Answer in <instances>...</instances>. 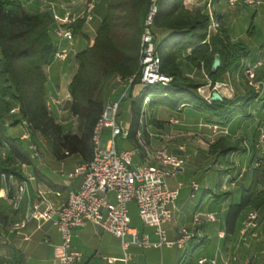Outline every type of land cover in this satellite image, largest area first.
I'll use <instances>...</instances> for the list:
<instances>
[{"label": "crops", "instance_id": "obj_1", "mask_svg": "<svg viewBox=\"0 0 264 264\" xmlns=\"http://www.w3.org/2000/svg\"><path fill=\"white\" fill-rule=\"evenodd\" d=\"M91 1L94 2V0H21L28 13L49 12L53 18L55 15L62 17L67 12L80 14L87 10L88 3ZM218 1L214 0V4ZM95 2L97 10L99 0ZM185 5L193 6L194 2L187 0ZM228 6L232 10L231 17L215 11L220 26L228 30L232 41L245 43L243 44L246 46L247 52L242 58L243 65L257 60L262 61V65L257 68L256 75L257 79L264 83V43L258 41L256 44H251L253 40L250 37L256 31L252 23L246 35L237 33L234 23V15L245 13V9H249L253 13L252 20L260 24L264 17V5L250 7L240 3L236 6L229 4ZM104 9L105 3L101 11L92 10L91 13H87V17L79 19L84 20V23L79 31L74 32L72 41L62 39L57 35L60 22L54 19L51 26L50 34L57 48H68L69 56L65 61H56L50 64L46 83L47 93L50 94L55 90L53 91L55 95H50V97L57 104L67 103L66 112H69L71 102L69 85L78 69L76 53L93 45L96 30L105 14ZM248 13L250 12L248 11ZM98 18L99 20H97ZM158 33L159 39H162L168 34V31L162 30ZM243 39L245 40L241 41ZM190 52L191 49L183 50L181 54H178L177 62L185 77L200 80L202 77L199 70L190 65L186 59ZM225 75H230V73L227 72ZM205 76L208 77L207 74ZM139 86L142 85L135 84L125 89L115 78L111 89L114 88L113 93L117 91V95L111 96L110 91L108 98L118 99L125 92L123 100L129 101L131 111L132 98L142 90L141 87L137 88ZM121 88H124L122 93H120ZM218 91L223 98L230 99L236 95L230 84H228V88L218 89ZM57 93L61 97H58ZM161 108L166 110L165 115L160 116V110L155 108L154 111H157L158 114L155 112L152 114L153 122L140 123L141 134L129 139V148H119L118 138L116 144L119 149H139L136 156L140 160L136 164L156 165L155 160L146 153L150 152L149 147L157 149L165 146L169 151L178 153L185 158L184 170L174 177L168 178L169 186L177 189L179 195L171 205L173 217L165 223L164 227L169 240H176L183 227L189 229L194 237L186 249L176 244L148 247L130 244L125 249L119 237L89 222L76 228L73 232L72 245L83 255L81 264H177L182 258L186 260L187 264H199V258L208 259L204 264H227L232 256H236L237 260L231 264H264V219L260 217L264 206L256 210L258 213L256 226L245 228L244 221L248 216V211H245L233 234L227 235L225 230L227 208L230 203L239 201L242 190L252 181H256L257 189L264 190V166L255 167L254 165L256 160L264 161V142H260L261 128L264 123V94L258 96L250 105L247 115H238L224 126L228 128V134L214 133L212 125L218 123L214 119L209 121L201 111L191 106L183 107L179 111L171 110L166 106H160ZM69 122L73 123L70 130L76 132L77 120L71 112L70 116L60 123L64 126ZM124 126L130 128V123ZM26 130L23 123L8 127V133L14 137H20L26 143L28 150L29 141L23 139ZM185 134H189L190 137H185ZM103 135L110 138V130H105ZM32 137L33 134H31V139ZM220 138H224L228 142H240L241 149L229 154H222L221 148H212ZM182 146L184 150H180ZM39 147L40 158L33 160L32 165L24 164L25 166H22V170L27 172V177H29L27 195L32 201L43 195L48 203L58 205L67 200L70 191L80 187L82 175L69 178L64 173L73 171L76 166L83 163V160L80 154H70L63 159H58L53 151L42 156L41 146ZM4 149L0 147V158ZM28 152L30 153L29 150ZM193 181L200 186L194 193L191 188ZM9 188V182L1 179L0 264H57L53 259L54 247L60 244L62 239L54 224L55 216L47 220L33 219L21 232L11 233V224L27 213L29 199L27 197L21 207L15 210L11 204L12 193H9ZM224 192H229V194L221 195ZM208 214H213L214 219L208 218ZM196 217H198L197 221ZM140 223L141 226L135 225L132 220V225L137 227L142 234H149L152 243L158 242L159 236L155 233L154 228ZM211 260H215V262L212 263Z\"/></svg>", "mask_w": 264, "mask_h": 264}, {"label": "trees", "instance_id": "obj_2", "mask_svg": "<svg viewBox=\"0 0 264 264\" xmlns=\"http://www.w3.org/2000/svg\"><path fill=\"white\" fill-rule=\"evenodd\" d=\"M184 1L157 0L158 11L153 24L156 48L161 56L162 71L174 80L168 86L144 87L132 98L129 139L135 138L140 129L146 97L152 96L150 103L153 106H166L174 111L191 106L221 126L229 124L238 115H247L250 105L258 98V94L248 87L242 95L208 101L197 92V88L206 83L184 76L177 62L181 50L191 49L187 61L193 67L203 69L213 85L233 70L239 71L244 78L242 58L247 52L242 42L231 40L224 27L209 35L210 15L202 10L186 9ZM104 3L105 14L93 45L76 53L78 69L69 85V110L77 120V130L71 132L54 119L46 101V68L53 63L57 49L50 34L54 18L49 12L28 13L21 0H0V147L7 150L6 157L0 158V176L14 174L21 179L22 165L33 164L26 143L8 133L9 126L23 121L30 124L33 136L40 134L50 141L58 159L80 154L83 162L91 160L94 130L115 78L137 75L133 85L140 83L141 36L152 0H104ZM83 23L84 20H78L73 24L75 33ZM162 30H167L168 34L159 39L158 31ZM217 54L221 66L213 71ZM14 107H19L17 113H11ZM212 148H221L222 154H229L240 150L241 145L238 141L220 138ZM263 206L264 190L257 189L256 181H252L242 190L239 201L230 203L227 208L226 234L235 232L243 212L256 211Z\"/></svg>", "mask_w": 264, "mask_h": 264}, {"label": "built area", "instance_id": "obj_3", "mask_svg": "<svg viewBox=\"0 0 264 264\" xmlns=\"http://www.w3.org/2000/svg\"><path fill=\"white\" fill-rule=\"evenodd\" d=\"M230 6L245 4L250 7L264 5V0H227ZM93 1L88 3L87 10L80 14L67 12L60 17L55 15L54 19L60 22L57 35L62 39L72 41L74 39L73 24L83 17H87V11L93 8ZM212 0L208 6L211 7ZM158 11L157 0H152L149 13L144 21L143 32L140 43V83L147 87L150 85L168 86L172 83L173 77L161 69V56L156 48V37L153 31L154 16ZM87 15V16H86ZM210 24L208 26L209 35L220 27V21L210 12ZM69 56L68 48H58L54 52V61H65ZM262 65L261 60L244 66V75L250 88L258 96L264 94V83L257 79L256 71ZM137 75L129 78L116 77V81L130 88ZM218 90L216 86L212 88ZM207 85L197 88L199 95L211 101L212 91ZM125 92L118 99H109L106 102L103 114L99 119L93 134L94 154L93 158L76 166L73 171L64 173L69 178L82 175V183L76 190L69 192L66 201L55 205L47 202L45 196L40 195L37 200H31L28 194L29 177L27 172L22 171V178L14 174H2L0 180L9 182V193L11 194V204L18 210L24 200L28 197L29 205L27 213L19 220L14 221L10 226L11 233H19L33 219L47 220L55 216L54 224L61 234V243L54 247L53 259L57 264H81L83 255L73 248V232L76 228L89 222L100 226L104 230L119 237L125 249L130 244L142 247L178 245L186 249L194 234L183 227L180 229L179 237L176 240H169L164 227L173 217L171 205L179 195L177 189L169 186L168 178L184 170L185 158L178 153H173L167 147H160L153 152H146L156 162L151 166L145 163H134V157L139 153V149H119L116 144L117 138L129 139L130 128L119 122V109L121 101L125 97ZM19 107H14L11 113H17ZM27 130L23 134V139H27L30 159L40 158V148L31 139L30 124L22 122ZM142 123V118L140 119ZM214 133L228 134V128L218 124L212 125ZM105 130H110V138L102 147V136ZM140 131L137 136H140ZM264 142V123L261 128V140ZM184 150V147H180ZM7 150H3L1 158H5ZM255 167L264 166L262 159L256 160ZM22 166H25L24 164ZM199 184L195 181L191 183L193 193L199 189ZM134 202L137 206L138 217L145 226L153 227L159 236V241L152 243L147 233L132 225L129 203ZM208 218L214 219L213 214H208ZM257 211L248 213L244 221L245 228L257 225ZM198 220V217L195 218ZM129 237V239H127ZM208 259L199 258L198 263L204 264ZM237 257L232 256L230 261H236ZM212 263L215 260H211ZM177 264H187L182 258Z\"/></svg>", "mask_w": 264, "mask_h": 264}, {"label": "rangeland", "instance_id": "obj_4", "mask_svg": "<svg viewBox=\"0 0 264 264\" xmlns=\"http://www.w3.org/2000/svg\"><path fill=\"white\" fill-rule=\"evenodd\" d=\"M95 1L96 0H94V2H93L94 7L90 11H92V10H95V12L97 10L101 11L103 6H104V0H99L98 9L97 10L95 9V5H96ZM186 1L187 0L184 1V7L186 9H188V10H192V12H194L196 10H202V11L208 13V14H210V12H211L215 17H216L215 11L216 12H220V13L221 12L225 13L229 17H231V14H232V10H231V8L228 6V4L226 2L227 0H219L215 4H214V0H212L211 7L208 6L209 0H193V2H194L193 6L192 5L191 6H186L185 5ZM213 4H214V6H213ZM90 11H87V13H89ZM104 11H105V9H104ZM248 11L250 13H248ZM234 16H235L234 23H235V26H236L235 30H237V33H239V34L242 33V35H246L247 31H248V28L250 27V25L252 23V25L254 27V30H256V31H255V34L252 35V37H250V39L253 40V43H251V44H256V42H258V41H261V42L264 43V17L262 19V22H260V24H258V22H254L252 20V16H253L252 10H249V9H245V13H241L239 15L237 14V15H234ZM97 20H99V18ZM221 28H222V26H220L216 31H213L211 33V35L216 34L219 31V29H221ZM245 39H243L241 41H244ZM242 43H244V42H242ZM182 52H183V50L178 52V54H181ZM54 62H56V61H54ZM244 66L245 65H243V70H244ZM48 70H49V67L46 68V72L47 73H49ZM198 70H199L198 72H200V76L202 78L200 80L194 78V80L198 81V82L206 83L208 88L211 89V90H213L212 88L214 86L225 83V84H223V86L227 85L226 88H228V84H230V87L232 88V90H234L236 92V95H242V94L245 93V90L249 87V85L247 83V80L245 78V75H244V78L241 77L240 74H239V71H237V70L230 71L229 73H230L231 76L224 74L222 76V78H221V82H219V83L217 82L214 85H213L212 80L209 77V75L203 69H198ZM205 74H207L208 77H206ZM188 78L190 79V77H188ZM191 79H193V78H191ZM140 87L142 89L144 88V86H139L137 88H140ZM46 89H47V87H46ZM113 89L114 88H112L110 90L111 91V96L112 95L116 96L117 95V91H116V93H113ZM116 89H119V88H116ZM123 89L124 88H121L120 93L123 92ZM250 89H252V88H250ZM53 91H55V90H53ZM53 91L50 92V94L47 93V96H46L47 106H48V110H49L50 114L54 117V119L57 122L60 123L61 121L66 120V118H68V116H70V110H69V112L65 111V109L68 107L67 103H65V102H61V104L55 103L54 99L52 97H50V95H52V96L55 95ZM135 92H136V89H135ZM57 96L61 97L58 93H57ZM151 99H152V96L151 97H146L144 99V101H143L142 111H144V114H143V116H141L143 124H149L150 122H153V120L151 119V116L155 112L154 111L155 108L156 109L158 108L157 110H160V113H159L160 116L165 115V112H166V110H163V108L160 109V106H153L150 103ZM155 113L158 114L157 111ZM118 119L122 123V125H127L128 123H130V121L132 119V113L130 111L129 101L128 100H123L121 102ZM64 127H65L66 130H70L73 127V123L69 122L68 124H65ZM71 132H73V131H71ZM171 134L177 135L179 133H171ZM185 137L189 138L190 135L189 134H185ZM107 139H108L107 136H104V135L102 136V141H101L102 142V147L105 146ZM32 140L35 141L38 144V146H41V154H42V156L46 155L47 152L52 151L51 143L46 137H44V136H42L40 134H36L35 136L32 137ZM117 142H118V147L119 148H129L130 147L129 139L118 138ZM139 146L142 147L141 145H139ZM149 149H150V152H153L156 149V147H151V148L149 147ZM139 160H140V158L138 156L134 157V163L135 164L137 162H139ZM129 210H130V215L132 216L133 224L141 226V223H140L141 221H140V219L138 217L137 206H136V204L134 202L129 203ZM260 217L264 219V210H262L260 212Z\"/></svg>", "mask_w": 264, "mask_h": 264}, {"label": "water", "instance_id": "obj_5", "mask_svg": "<svg viewBox=\"0 0 264 264\" xmlns=\"http://www.w3.org/2000/svg\"><path fill=\"white\" fill-rule=\"evenodd\" d=\"M220 66H221V59H220L219 55L217 54L215 56L213 66H212L213 71H216ZM210 100L211 101H223L224 98L218 90H213Z\"/></svg>", "mask_w": 264, "mask_h": 264}, {"label": "bare ground", "instance_id": "obj_6", "mask_svg": "<svg viewBox=\"0 0 264 264\" xmlns=\"http://www.w3.org/2000/svg\"><path fill=\"white\" fill-rule=\"evenodd\" d=\"M216 87H217L218 89L223 90L224 88L227 87V85L223 86V84H219V85H216Z\"/></svg>", "mask_w": 264, "mask_h": 264}]
</instances>
